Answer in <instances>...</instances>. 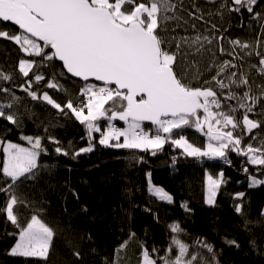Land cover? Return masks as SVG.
Returning <instances> with one entry per match:
<instances>
[{
  "label": "trees",
  "instance_id": "obj_1",
  "mask_svg": "<svg viewBox=\"0 0 264 264\" xmlns=\"http://www.w3.org/2000/svg\"><path fill=\"white\" fill-rule=\"evenodd\" d=\"M172 2L177 5L175 18L162 23L159 29L170 51H177L176 45L182 37H193L199 31L202 37H225L223 41L214 40L211 45L206 43L203 52L180 47L177 59L181 67L188 66L187 80L194 87H215V82L211 81L215 69L211 72L205 69L213 61L219 64L222 60L232 59L231 56L220 55L219 45L231 50L230 40L255 44L257 38L264 35L262 19H251L247 12L241 17L224 11L222 19L217 14L221 0H216V3L209 0ZM258 10L264 12V6ZM172 15L169 13V16ZM241 21L244 27L238 26ZM212 25H216L219 31H213ZM6 27L10 33L14 32V26ZM206 29L211 33H206ZM256 50L264 53V43ZM236 53L243 59L234 61L238 65L234 71L246 74L252 94L258 95V85H264V80L251 65L258 64L259 57L248 56L239 48ZM20 59L36 62L29 77L19 73ZM193 65L199 67L202 73L198 78L193 77L196 72ZM0 71L12 77L7 82L0 80V87L11 90V94L0 92V104H12V108H5V111L15 113L22 123V128H16L0 119V133L5 127L12 129L5 139L21 146H28L19 139L21 134L39 136L46 149V153L38 158L40 167L36 178L25 181L17 189V194L28 204L18 205L15 211L22 224L32 214H37L56 231L47 261H25L8 254L17 239L9 233L18 230L0 215V264H138L141 244L149 251L155 247L160 255L164 254L174 235L168 228L173 222H178L183 229L179 239L189 245V254L198 252L211 261V254L195 243L200 239L213 246L218 264H264V216L261 215L264 212V184L249 187V174L264 180V166L247 164L245 156L233 152L228 153L231 166L220 160L186 157L181 149L170 143H166L155 156L140 150L107 148L98 143L100 132L93 133L91 152L75 155L89 145L85 126L70 112L65 115L47 104L42 94L48 93L61 105L69 100L77 105L82 99L80 93L85 83L68 77L56 60L29 57L19 50L18 45L2 38ZM34 74H40L44 79L36 82ZM29 79L32 91L39 97L37 100L22 90L27 87ZM48 82H54L59 87L48 88ZM239 116L240 113H237ZM250 118L261 117L250 115ZM99 123L103 129L107 122L101 120ZM114 124L122 127L124 122L114 121ZM143 127L154 134V127L146 124ZM184 131L186 138L196 145L207 142L206 137L193 129ZM253 134H258L257 140L244 136V145L252 143L258 146L260 140H264V127L254 130ZM50 137L59 143H53ZM57 147L68 155L57 153ZM244 167L249 169L248 173L242 171ZM220 172L224 173V182L216 191L214 204L207 205L204 199L205 180L209 175L218 178ZM149 173L151 184L167 192L172 197V203L161 201L149 193ZM239 193H244V196L238 198ZM6 199L5 194L0 193V206ZM182 204H187L190 211L186 212ZM237 205H241V213L236 212ZM130 233H135V236L130 238ZM226 240H235L239 247L228 245ZM125 242L126 247L117 253ZM76 252H79V258L74 254ZM175 254L173 249L171 255Z\"/></svg>",
  "mask_w": 264,
  "mask_h": 264
},
{
  "label": "snow or ice",
  "instance_id": "obj_2",
  "mask_svg": "<svg viewBox=\"0 0 264 264\" xmlns=\"http://www.w3.org/2000/svg\"><path fill=\"white\" fill-rule=\"evenodd\" d=\"M209 2L216 3V0ZM262 6L264 0H221L217 14L223 19L224 11L241 17L247 12L251 19L259 21L264 19V12L258 10ZM176 8L172 0H0V26H4L0 27V38L12 41L29 57L61 62L67 74L86 82L80 93L86 99L81 100L79 106L71 100L61 105L48 93L42 94L47 104L65 115L70 112L85 126L89 145L75 155L91 152L93 133L100 132L98 143L107 148L140 150L155 156L166 143H170L181 149L186 157L220 160L231 166L228 153L233 152L245 156L247 164L264 166V140H260L258 146L243 144L244 136L257 140L258 134H253L254 130L264 127V85H258L259 94L253 95L249 77L234 71L238 68L234 61L243 59L236 53L239 48L248 56L259 57L258 64L251 67L264 77V53L256 50L264 43V35L259 36L255 44L230 40L231 50L219 45L220 55L231 56L232 59L222 60L219 64L213 61L205 69L209 72L215 69L211 77L215 87H194L187 80L188 66L181 67L177 59L180 43L176 45V52L170 51L159 31L162 23L175 18ZM169 13L173 15L169 16ZM6 25L15 26L14 32L10 33ZM238 26L244 27L243 21ZM212 30L219 31L216 25H212ZM224 39L222 35H197L191 39L182 37L181 42L189 46L198 45L196 51L199 52L205 42L211 45L214 40L219 42ZM35 63L34 60L20 59L19 73L29 77ZM193 66L196 67L193 77L198 78L202 73L199 67ZM11 79V75L0 71V80L7 82ZM34 79L39 82L44 77L34 74ZM90 80L93 83H87ZM47 87L59 86L48 82ZM22 90L33 100L39 99L32 91L31 79ZM0 92L11 94V90L4 87H0ZM12 106L0 104V119L22 128L16 114L5 111ZM237 113H240L239 118ZM250 115L261 118H250ZM101 120L107 122L106 131H102ZM114 121H123L126 127H116ZM144 122L154 126V134L145 130ZM185 129H193L206 137L207 142L203 145L190 142ZM11 131L5 127L0 133V149L3 152L0 193L7 197L0 206V215L18 230L9 233L17 239L8 254L25 261H47L55 229L37 214H32L22 224L15 211L18 205L27 206L28 202L17 194V189L25 181L36 178L40 167L38 158L46 153V149L39 136L20 135L19 139L31 147L6 140L5 136ZM49 139L59 143L54 138ZM55 151L68 155L61 147ZM242 171L248 173L249 169L244 167ZM148 175L149 193L161 201L172 203V197L162 188L153 186L151 173ZM223 176V172L215 179L208 176V205L214 204L216 191L224 182ZM262 184L264 180L249 174L250 188ZM243 196L244 193L238 194V198ZM181 206L186 212L190 211L187 204ZM235 210L241 213V205H237ZM261 215L264 216V212ZM168 228L174 235L164 254L160 255L155 247L149 251L141 244L138 264H197L198 261L199 264H218L211 244L200 239L195 242L211 254L209 261L198 252L189 254V245L179 239L183 229L178 222L169 224ZM134 236L135 233H130V238ZM225 243L239 247L235 240H226ZM124 247L126 242L117 249V253ZM173 249L176 250L175 256L171 255ZM74 254L79 258V252Z\"/></svg>",
  "mask_w": 264,
  "mask_h": 264
},
{
  "label": "rangeland",
  "instance_id": "obj_3",
  "mask_svg": "<svg viewBox=\"0 0 264 264\" xmlns=\"http://www.w3.org/2000/svg\"><path fill=\"white\" fill-rule=\"evenodd\" d=\"M263 22H264V19H262V21H261V24H263ZM207 27V26H206ZM210 30L209 29H206V33H211V32H209ZM197 35H201V33H200V31L197 33ZM197 35H195V36H193V37H188L187 35L186 36H184V37H188V38H194V37H196ZM206 45V42L204 43V46ZM182 46V47H181ZM180 47L182 48V49H184V50H192V49H195L196 50V48L198 47V45H191V46H189V44H185V43H182V42H180ZM181 49V50H182ZM201 51L203 52V49H201ZM162 134V133H161ZM26 142V141H25ZM26 144L28 145V146H22V147H31L27 142H26ZM0 157H2V160H3V152H2V149H0ZM208 178V177H207ZM207 178H206V180H205V204H207L206 203V200H207V196H208V183H207ZM215 179V178H214ZM208 205V204H207Z\"/></svg>",
  "mask_w": 264,
  "mask_h": 264
},
{
  "label": "water",
  "instance_id": "obj_4",
  "mask_svg": "<svg viewBox=\"0 0 264 264\" xmlns=\"http://www.w3.org/2000/svg\"><path fill=\"white\" fill-rule=\"evenodd\" d=\"M15 27V26H14ZM57 61V60H56ZM58 63H60L61 64V62H59V61H57ZM63 68V67H62ZM63 71L65 72V70L63 69ZM66 73V72H65ZM66 75L68 76V77H70L71 79H73V80H75V81H78V82H80V83H86L85 81H83V80H81V79H79V78H76V77H72L71 76V74H67L66 73ZM87 83H93V81H88ZM95 83H99V82H95ZM144 124H146V125H149V126H151V127H154V126H152V125H150V123L149 122H144Z\"/></svg>",
  "mask_w": 264,
  "mask_h": 264
},
{
  "label": "built area",
  "instance_id": "obj_5",
  "mask_svg": "<svg viewBox=\"0 0 264 264\" xmlns=\"http://www.w3.org/2000/svg\"><path fill=\"white\" fill-rule=\"evenodd\" d=\"M262 77V76H261ZM262 79L264 80V77H262ZM83 99H86L85 97H83L82 96V99L81 100H83ZM80 102L81 101H79L78 103H77V105L76 106H79V104H80ZM114 123V122H113ZM116 126V125H115ZM116 127H118V126H116ZM107 129H106V125L103 127V129H102V131H106ZM100 138V137H99Z\"/></svg>",
  "mask_w": 264,
  "mask_h": 264
},
{
  "label": "crops",
  "instance_id": "obj_6",
  "mask_svg": "<svg viewBox=\"0 0 264 264\" xmlns=\"http://www.w3.org/2000/svg\"><path fill=\"white\" fill-rule=\"evenodd\" d=\"M123 127H126V125L124 124L121 128H123ZM121 139H123V138H121Z\"/></svg>",
  "mask_w": 264,
  "mask_h": 264
}]
</instances>
